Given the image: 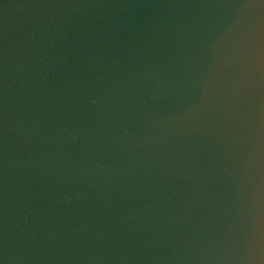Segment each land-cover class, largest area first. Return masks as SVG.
<instances>
[{
    "label": "water",
    "instance_id": "obj_1",
    "mask_svg": "<svg viewBox=\"0 0 264 264\" xmlns=\"http://www.w3.org/2000/svg\"><path fill=\"white\" fill-rule=\"evenodd\" d=\"M261 254L264 2L18 0L12 264Z\"/></svg>",
    "mask_w": 264,
    "mask_h": 264
},
{
    "label": "clouds",
    "instance_id": "obj_2",
    "mask_svg": "<svg viewBox=\"0 0 264 264\" xmlns=\"http://www.w3.org/2000/svg\"><path fill=\"white\" fill-rule=\"evenodd\" d=\"M253 32V35H252V40L255 42V41H258L259 40V25L256 24L252 30ZM252 244H253V247L254 248H257V244L256 242L252 241ZM260 264H264V254H261L260 256Z\"/></svg>",
    "mask_w": 264,
    "mask_h": 264
},
{
    "label": "snow or ice",
    "instance_id": "obj_3",
    "mask_svg": "<svg viewBox=\"0 0 264 264\" xmlns=\"http://www.w3.org/2000/svg\"><path fill=\"white\" fill-rule=\"evenodd\" d=\"M261 2H264V0H261Z\"/></svg>",
    "mask_w": 264,
    "mask_h": 264
}]
</instances>
